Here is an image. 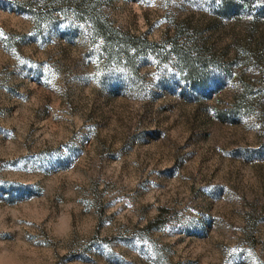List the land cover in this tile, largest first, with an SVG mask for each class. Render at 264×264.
I'll list each match as a JSON object with an SVG mask.
<instances>
[{"label":"rangeland","instance_id":"1","mask_svg":"<svg viewBox=\"0 0 264 264\" xmlns=\"http://www.w3.org/2000/svg\"><path fill=\"white\" fill-rule=\"evenodd\" d=\"M0 264H264V0H0Z\"/></svg>","mask_w":264,"mask_h":264}]
</instances>
